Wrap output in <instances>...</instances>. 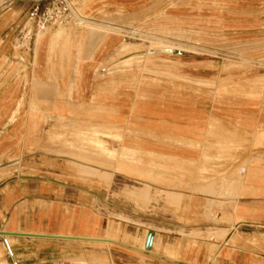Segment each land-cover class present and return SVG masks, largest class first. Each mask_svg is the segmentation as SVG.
Wrapping results in <instances>:
<instances>
[{"label": "rangeland", "instance_id": "obj_1", "mask_svg": "<svg viewBox=\"0 0 264 264\" xmlns=\"http://www.w3.org/2000/svg\"><path fill=\"white\" fill-rule=\"evenodd\" d=\"M188 4L0 0V230L117 240L0 235V264L264 263V13Z\"/></svg>", "mask_w": 264, "mask_h": 264}, {"label": "crops", "instance_id": "obj_2", "mask_svg": "<svg viewBox=\"0 0 264 264\" xmlns=\"http://www.w3.org/2000/svg\"><path fill=\"white\" fill-rule=\"evenodd\" d=\"M199 6H203L204 8H198ZM196 7V8H195ZM264 13V0H190V4L186 7V9L182 10V16H177V19L179 22L193 24L197 22L198 18H204L208 17L210 18L211 15L219 14L221 15L219 20L221 23L226 24L229 22L230 15L237 14L239 16H260L261 13ZM204 15V17L200 16ZM209 15V16H208ZM212 17V16H211ZM213 19V18H211ZM200 21V20H199ZM257 21V20H256ZM114 42L111 40H108V42L104 43V45L101 46L98 50H96L94 53H92V58L98 57L102 51H105L106 49H110L114 46ZM39 67V66H38ZM40 75H38L37 82L41 83L44 82L42 80V77H47V70L39 69ZM93 73V70L91 69V66L89 63H86L83 65L82 69L79 70V76L82 79V82H80V85L77 86L76 93L83 94L88 92V88L85 85L86 79L90 78L91 74ZM112 88V87H111ZM110 88V89H111ZM109 89V90H110ZM108 90V93H109ZM57 112L60 116H63L66 114V112H72V107L74 104L60 102L57 104ZM1 107V106H0ZM123 155H127L128 153L124 152ZM127 164L121 162L120 169L127 170L126 168ZM125 167V168H124ZM30 184V183H29ZM44 185L43 188L47 189L50 188L49 185L47 187V182H43ZM27 189L28 187L31 188L30 185H24L21 189ZM34 187H37L34 185ZM17 188V186H15ZM242 218H244V221L248 222H258L257 218L254 216L249 215H240ZM236 222H242V221H236ZM263 223L264 222H259ZM0 231H6V230H0ZM8 232H21V233H30V234H39V235H54V236H63V238L60 237H44V236H20V235H10L17 238H42L47 240H63V239H69V240H87V241H96V242H116L117 240L114 238H106V237H94V236H83V235H69V234H61V233H44V232H24V231H8ZM151 233V232H150ZM149 233V234H150ZM6 237H9V235H5ZM66 237V238H64ZM10 238V237H9ZM231 239V237L229 238ZM7 244H10L11 246V238L5 239ZM226 246V245H225ZM235 246L228 248H223L219 251L218 255L216 257H220L219 264H253L254 260L252 256H239L238 254H234L232 252ZM142 249V248H141ZM14 254V253H13ZM220 255V256H219ZM15 257V256H14ZM216 257L213 258L210 262L205 261V264H215ZM204 263V261H203ZM264 264V263H263Z\"/></svg>", "mask_w": 264, "mask_h": 264}, {"label": "water", "instance_id": "obj_3", "mask_svg": "<svg viewBox=\"0 0 264 264\" xmlns=\"http://www.w3.org/2000/svg\"><path fill=\"white\" fill-rule=\"evenodd\" d=\"M181 52V51H179ZM1 235H20V236H44V237H60L63 238V236H54V235H39V234H30V233H21V232H8V231H0ZM154 234L151 232V237L153 238ZM66 238V237H64ZM151 238V242H152ZM151 242L147 241V246H150Z\"/></svg>", "mask_w": 264, "mask_h": 264}, {"label": "bare ground", "instance_id": "obj_4", "mask_svg": "<svg viewBox=\"0 0 264 264\" xmlns=\"http://www.w3.org/2000/svg\"><path fill=\"white\" fill-rule=\"evenodd\" d=\"M173 49H175V48H173ZM174 51H181V52H182L183 50H182V49H178V50H174ZM172 52H173V51H172ZM0 235H1V234H0ZM223 236H224V235H223ZM151 238H152V237H151V233H150V234L148 235V239H147V241H148V242H151ZM223 241H224V240H223ZM228 241H229V240H227L226 242H228ZM160 243H161V242H160ZM224 243H225V242H224ZM226 244H227V243H226ZM148 247H149V246H148ZM146 248H147V247H146ZM178 255H179V254H178Z\"/></svg>", "mask_w": 264, "mask_h": 264}]
</instances>
